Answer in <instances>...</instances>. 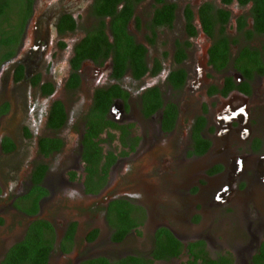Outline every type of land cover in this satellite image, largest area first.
Segmentation results:
<instances>
[{"label": "flooded vegetation", "instance_id": "obj_1", "mask_svg": "<svg viewBox=\"0 0 264 264\" xmlns=\"http://www.w3.org/2000/svg\"><path fill=\"white\" fill-rule=\"evenodd\" d=\"M50 3L15 1L0 22V42L10 40L0 45V262L40 222L54 238L48 264H257L264 247V0H141L127 29L145 49L144 75L136 80L127 70L117 81L111 59H88L75 89L72 61L99 25L96 0ZM142 6L151 13L147 25ZM165 7L173 8L171 25L152 27ZM65 17L75 21L73 31L64 29ZM134 20L146 43L131 34ZM60 55L69 64L55 80L49 57ZM179 70L185 77L176 88ZM116 87L121 95L109 111H95L96 93ZM152 98L162 102L154 112ZM57 104L65 121L54 128ZM169 107L177 108L172 128ZM122 202L133 206L125 211L137 226L115 241ZM167 232L180 243L178 256H170ZM232 232L251 237L239 253L241 245L220 243ZM160 253L167 258L157 259Z\"/></svg>", "mask_w": 264, "mask_h": 264}, {"label": "trees", "instance_id": "obj_2", "mask_svg": "<svg viewBox=\"0 0 264 264\" xmlns=\"http://www.w3.org/2000/svg\"><path fill=\"white\" fill-rule=\"evenodd\" d=\"M15 1L18 0H0V22L1 18L8 16L12 8V5H15ZM32 2V0H30ZM141 0H96L95 6L92 9V15L99 20V25L93 31L88 32L87 38L83 43L77 48L76 56L74 57L72 64L74 65L73 78L71 81V86L73 89L77 88L79 85V77L77 70L79 65L84 60H93L94 62H104L108 59L112 60L114 65V74L113 78L117 81L127 72L131 70L134 76V79L139 80L144 75L145 68V49L138 44H135L134 39L128 33V23L132 19L134 8L137 3ZM122 6L121 9L118 7ZM30 7V5H29ZM29 12V10H28ZM29 16V13L25 17V20L21 24L24 27L26 20ZM106 18H111V24L109 30L112 34L113 42L110 41L107 35V23ZM174 19V12L172 7H165L163 10L155 13V20L152 27H162L169 26ZM203 20V18H202ZM6 21V19H5ZM211 25V21L207 22ZM62 24L67 26L62 27L64 29L73 31L76 24L75 21L70 17H65L62 21ZM224 22H222V25ZM1 28V25H0ZM192 35H195V29L192 25H189ZM10 40L6 37L2 38L0 45L8 46ZM218 48V47H217ZM216 48V49H217ZM216 49L214 51H216ZM177 60L181 61L185 58L183 53H179ZM13 53L6 54L2 57V62L11 58ZM176 76V88H180L181 84L184 81L185 73L182 70H179L174 73ZM121 95V90L119 87H116L114 90L110 91H99L95 95V111H100L101 113H107L109 107L111 106L112 100ZM151 109L150 112H154L155 109L162 107V102L158 99H151ZM59 106L57 120L54 123H51V126L54 128L60 127L65 121V113L62 109V106ZM165 112V123L169 128L173 127V123L177 116V108L169 107ZM93 136L96 134L93 133ZM199 141H202L199 134H197ZM87 137V135L85 136ZM203 142V141H202ZM91 144V142H90ZM201 147V146H200ZM100 151V150H99ZM101 153V152H100ZM99 156L94 158L100 160ZM86 160L90 162L88 155H86ZM99 166V165H98ZM45 170V168H43ZM122 202L118 206L119 215L117 216L118 223H113L117 228V232L114 235L115 241L123 240L124 236L128 231L137 226L133 222V218L125 211L127 207L132 208L128 203L123 204ZM127 213V214H126ZM125 214V216H124ZM116 219V218H114ZM115 221V220H113ZM47 233V234H46ZM53 234L50 232V226L45 223H34L31 225L30 230L25 238V240L19 245L15 246L10 252L6 255L5 259L0 262V264H48L49 254L53 248ZM166 240L168 241L167 248L171 250V257L178 256L180 253V243L167 232ZM166 249L162 246L161 251ZM169 256V257H170ZM157 259L167 258L164 253H160L156 256ZM135 263L137 259H132ZM257 264H264V247L262 249L261 255H258L255 258ZM100 264H108V262L101 260ZM119 264H126L122 262ZM207 264H215L214 262H209Z\"/></svg>", "mask_w": 264, "mask_h": 264}, {"label": "rangeland", "instance_id": "obj_3", "mask_svg": "<svg viewBox=\"0 0 264 264\" xmlns=\"http://www.w3.org/2000/svg\"><path fill=\"white\" fill-rule=\"evenodd\" d=\"M44 2L46 3V4H48V5H50L51 3H50V0H44ZM40 5H42L43 6V1L42 2H40ZM138 13H141L142 14V16H143V18H144V21L146 22V24L145 25H147L149 22H150V11H149V13H148V11L145 9V7L144 6H142V7H140L139 9H138ZM39 14V11H37L36 12V15H38ZM137 14V13H136ZM138 16V15H137ZM137 18H139V17H137ZM82 27H85L86 28V26H82ZM146 27V26H145ZM130 32H131V34L132 35H135L137 38H139V40H143L144 41V43H146V37H147V35H148V33H146V32H142V30L141 29H139L138 28V26H136V22H135V20L131 23V25H130ZM151 56L153 55V53H154V49H152L151 50ZM49 59H50V61L54 64V66H53V68L55 69V72H54V74H53V76H54V79L55 80H57L58 79V75L60 74L58 71H65L66 70V68H67V66H68V64H69V58H67V56L66 57H63L62 55H60V57H49ZM49 61V62H50ZM67 73V72H66ZM61 75V74H60ZM36 114V113H35ZM66 131H68V130H66ZM232 219V218H231ZM233 229H235L236 230V228H233ZM237 231V230H236ZM250 232L253 234L254 233V227H251L250 228ZM214 233H217V231L214 229ZM233 233V232H232ZM220 238V237H219ZM233 238V239H232ZM232 238H226V240H228V241H224V240H220V243L221 244H228L229 243V245H236V246H239V245H241V247H239V248H236V251H237V253H239V252H241L242 250H243V248L245 247V246H247V244H249L250 243V240H251V237L248 235V233L247 232H244V233H242V234H240V236H239V234L236 232V234L235 233H233L232 234ZM230 250V251H229ZM223 251H225L226 253L227 252H231L232 250L231 249H226V250H223ZM223 251H221V252H223ZM220 252H218V254H219ZM234 255H237V254H235V251H234V253H233Z\"/></svg>", "mask_w": 264, "mask_h": 264}]
</instances>
